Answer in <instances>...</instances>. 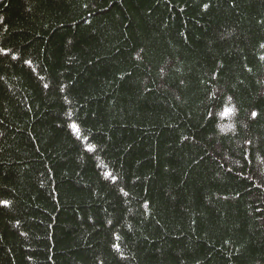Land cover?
<instances>
[{"label":"trees","instance_id":"1","mask_svg":"<svg viewBox=\"0 0 264 264\" xmlns=\"http://www.w3.org/2000/svg\"><path fill=\"white\" fill-rule=\"evenodd\" d=\"M0 264H264V0H0Z\"/></svg>","mask_w":264,"mask_h":264},{"label":"snow or ice","instance_id":"2","mask_svg":"<svg viewBox=\"0 0 264 264\" xmlns=\"http://www.w3.org/2000/svg\"><path fill=\"white\" fill-rule=\"evenodd\" d=\"M256 114L255 113H253V116H255Z\"/></svg>","mask_w":264,"mask_h":264}]
</instances>
